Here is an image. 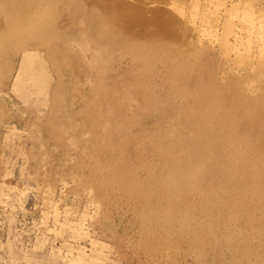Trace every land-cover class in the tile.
Here are the masks:
<instances>
[{"label":"rangeland","instance_id":"rangeland-1","mask_svg":"<svg viewBox=\"0 0 264 264\" xmlns=\"http://www.w3.org/2000/svg\"><path fill=\"white\" fill-rule=\"evenodd\" d=\"M1 1L0 264H264V166L248 184L227 154L264 152V0ZM26 49L48 62L45 106L17 89ZM201 77L214 88L199 109ZM245 91L258 109L230 112ZM165 148L184 159L171 201L149 186Z\"/></svg>","mask_w":264,"mask_h":264},{"label":"bare ground","instance_id":"bare-ground-1","mask_svg":"<svg viewBox=\"0 0 264 264\" xmlns=\"http://www.w3.org/2000/svg\"><path fill=\"white\" fill-rule=\"evenodd\" d=\"M1 1V0H0ZM2 3L3 2H5V0H2L1 1ZM3 6H4V4H2ZM6 5V4H5ZM3 6H2V8H3ZM8 6V5H7ZM1 8V7H0ZM5 9H7V8H5ZM12 9V8H11ZM11 9H8V10H11ZM13 10L14 9H12V12H13ZM243 10V14L241 15L242 17H243V19L245 20V21H247L251 26H252V28H255V22H254V19H253V17L252 16H250V12L248 11V9H246V8H244V9H242ZM15 11V10H14ZM11 12V11H10ZM11 12V13H12ZM7 13H8V11H7ZM11 13H8V16L10 15H13V13L11 14ZM15 13H16V11H15ZM14 13V14H15ZM7 16V15H6ZM7 16V17H8ZM14 16V15H13ZM15 18H17V17H15ZM10 20L11 19H13V21L11 20H8L9 21V23L11 22V25H13L12 23L14 22V24L16 25L17 23H18V25L20 24V22L21 21H19V22H17L16 20H14V18L11 16V18H9ZM18 25H16L14 28L15 29H12V30H14V32H15V36H17V38H19V39H21V40H23V36H24V34H25V30H21L19 27H18ZM9 26H10V24H9ZM8 26V27H9ZM262 26V24L259 26V28L257 29V31L258 32H261V29H260V27ZM12 26H11V28H13ZM9 29L10 28H8V31H9ZM41 29V28H40ZM12 30H10V31H12ZM254 30V29H253ZM7 31V32H8ZM27 31H28V28H27ZM2 31H0V33H1ZM3 32H5V31H3ZM3 32L1 33V35L3 34ZM13 32V31H12ZM12 32H10V34H9V32H8V34H7V36L6 37H10L11 36V33ZM6 33V32H5ZM17 33H18V35H17ZM14 35V34H13ZM19 35H23L21 38H20V36ZM1 38H3V37H5L4 35L3 36H0ZM8 37V38H9ZM0 38V39H1ZM11 39V38H10ZM5 40V39H4ZM12 40V42H13V40L14 39H11ZM20 40V41H21ZM2 41H3V39H2ZM16 41H17V39H16ZM4 42V41H3ZM7 42V39H6V41L4 42V44ZM18 42V41H17ZM14 43H16L15 41H14ZM0 44H2L1 42H0ZM7 45H9L8 43H7ZM17 46H16V49H17V47H18V44H16ZM3 46V45H2ZM2 46H0V47H2ZM4 46H6V45H4ZM10 46H12V43L9 45V47ZM8 47V46H7ZM3 48V47H2ZM2 48H0V49H2ZM12 48V47H11ZM34 48V47H33ZM223 48H224V50H223V52L225 53V55H227V56H230L231 55V52H233L234 51V48H233V46H230V45H224L223 44ZM4 50H8L7 48L6 49H4ZM13 50V49H12ZM9 51H11V50H9ZM0 52H1V50H0ZM248 56V57H247ZM255 57H257L256 55L254 56V58ZM250 60V55H246V54H237V55H235L234 57H233V62H236L237 64H238V66L239 67H241V68H243V67H248V62H250L249 60ZM230 60H232V59H230ZM259 61H260V65L262 66V67H264V55H261V57L259 58ZM47 66H48V62L46 61V60H44V59H42L41 58V54H40V52L38 51V50H36V49H26L23 53H22V57H21V59H20V63H19V70H18V79L16 80V86H17V89H19L20 90V92H22V94H24V95H27V96H29V97H34V96H36V97H38L39 98V101H40V97L42 96V95H44V94H47V92H48V90H49V88H48V86H49V82L50 81H52L51 79H52V76H50V74L47 72V70H46V68H47ZM264 78H262L261 76H260V81L259 82H262V80H263ZM201 81L200 82H198V84H197V88H196V92L194 91V93H196V98H195V103H196V105L198 104V106H196L197 108H199L200 109V107H202L203 106V103H204V101H206V102H208L207 100H204V99H206L207 98V96L208 95H210V88H214L213 87V85H211V83H212V81L210 82V84L208 83H206V80L205 79H203L202 77H201V79H200ZM211 85V86H210ZM199 89V90H198ZM242 89H245V86H244V88H242ZM249 89H247V91H248ZM202 91V93L200 94V92ZM251 91H253V90H251ZM206 92H209L208 94H206ZM194 93H192V96L194 95ZM247 93L248 92H243V93H239L238 95H236V96H232V99H231V101L233 102V105L230 107V112H232V113H234L236 110H237V108H238V106H239V98H243L242 99V103H241V108H242V111H243V113L244 114H246V111H247V109H250V111H249V113L248 114H254L255 113V111L258 109V107H256L257 106V103L255 102V101H253L252 100V98H250L248 95H247ZM238 99V100H237ZM48 101H49V99H44V96H43V99L39 102V104L38 105H40V106H45V105H47L48 104ZM210 104V103H209ZM205 105H208V103H205L204 104V106ZM210 107V106H209ZM217 108H218V106H217ZM211 113V112H210ZM223 116H225V118H228L227 116H229V111H227V112H225V114L223 115ZM207 118H203V120H206ZM197 122H199L198 124H196V126L194 127V128H196L195 129V132H197V139H199V140H206V139H211V134L209 133V131H208V128H209V125H208V120L207 121H205V124L203 125V122H202V119H197L196 120ZM255 125L257 126V125H259L258 123H255ZM222 128H224V126H223V123H222ZM45 129H47V128H45ZM45 129H44V131H45ZM205 130V131H204ZM47 131V130H46ZM45 131V132H46ZM201 132H206L207 133V135H200L199 137H198V135H199V133H201ZM226 136L228 137V134L226 133ZM82 141H83V139H82ZM81 140L79 141V144L82 142ZM100 144H101V142H99ZM99 143H97L96 144V146L97 147H99V148H101L100 146H98V144ZM79 144H77V148H79L78 146H79ZM85 145L87 146V145H89L88 143L86 144L85 143ZM189 146V145H188ZM74 147V146H73ZM82 147H83V145H82ZM75 148H76V145H75ZM92 148V147H91ZM98 148V149H99ZM168 148V147H167ZM233 148V149H232ZM88 149V147H86V150ZM90 149V148H89ZM88 149V152L90 153V151L91 150H89ZM95 149V148H94ZM97 149V148H96ZM161 149L162 148H158V149H155V151L153 152V153H151V155H154V153L156 152V153H161L162 151H161ZM177 149V148H176ZM176 149H173V148H169V149H166L165 148V151H164V154H162V157L160 156V161H162V162H164V163H166V164H162L161 163V168L158 170V173H153L154 175H152V176H149L150 177V181H151V183H149V186H151V185H153L154 184V186H152V188L153 189H158L159 190V192L160 193H158L159 195H157V200H159L160 198H163V199H165L166 197H167V199H177V198H179L180 196H181V192H184V190H182V191H180V193H179V191H177V190H179V189H182V188H184V187H175L174 186V182H176L177 180H182V175L180 174V172L181 171H183V169L182 168H180V165H181V163L182 162H184V159L182 158V156H181V153H182V151H177ZM230 149H232V150H230ZM242 149H245L244 147L242 148V147H240L238 144L236 145V146H230V148H229V152L227 153V154H230L231 156H235L236 154H233L234 152H236V153H242V155L240 156L241 157V159H238L236 162H234L231 166H230V169H232V170H235V171H237L236 169L237 168H235V167H238V168H240L241 170H242V176H246V178H249L248 179V181H246L245 183H251V184H255V182L254 181H257L258 180V178H260L261 176H259V175H261L260 174V168H261V166H264V161H262V158H264V152L262 153V152H259V150H257V152H255V153H253V152H250V151H244V150H242ZM81 150H82V148H81ZM102 150V149H101ZM78 151H79V149H78ZM92 151H93V148H92ZM81 152V151H80ZM88 152H87V154H88ZM96 152H97V150H96ZM197 152H199V150L197 149ZM92 153H94V151L92 152ZM189 153H190V155H193V152H192V148H190V151H189ZM83 154V153H82ZM95 154V153H94ZM149 155V154H148ZM155 155H157V154H155ZM92 155H91V153L90 154H88V157H89V159H90V157H91ZM96 156V155H95ZM94 157V155L91 157V158H93ZM252 157H253V159H252ZM84 158H87V155H86V157H84ZM83 158V159H84ZM96 158H97V156H96ZM255 158V159H254ZM94 159H95V157H94ZM99 159V158H98ZM97 159V161L96 162H98L99 160ZM215 159V158H214ZM96 160V159H95ZM95 160H93V165H95L94 164V162H95ZM252 162V163H251ZM102 162H98V165H96L95 167H94V169H93V171L95 172L94 174H92L93 176V178L92 179H94L95 178V174L98 172V169H100L101 167H102V164H101ZM256 164L255 166L253 165V164ZM167 164H169V165H167ZM252 164V168H251V166H250V169L249 170H251V173H252V177L250 176V174L249 175H245V172L247 171V168L246 167H248L249 165H251ZM92 165V166H93ZM235 166V167H234ZM93 168V167H92ZM105 168H107V167H105ZM97 171H96V170ZM253 169H254V171H253ZM259 169V170H258ZM92 170V169H91ZM103 170V169H102ZM112 171V172H111ZM101 172V171H100ZM99 172V173H100ZM111 172V174H109V177H112V180H113V177H116V176H118V175H120L119 174V171L118 170H114L113 171V169H112V167H110L109 168V172L108 173H110ZM178 172H179V174H178ZM93 173V172H92ZM91 174V173H90ZM238 175H240L239 173H237ZM248 174V173H247ZM111 175V176H110ZM187 175V172H185V176ZM181 176V177H180ZM242 176H241V178H240V182H243V179H242ZM184 178V177H183ZM186 178H187V176H186ZM90 181H91V179H90ZM186 181H188V183H190L191 184V182L189 181V180H186ZM149 182V181H148ZM129 184V183H128ZM173 185L172 187H169V185ZM263 184H264V181H263ZM260 185V184H259ZM258 185V186H259ZM130 186H131V184H130ZM239 186H240V188H239ZM173 187H175L174 188V190L176 189V192L173 190ZM189 186L187 185V188H188ZM191 187V186H190ZM238 189H237V193H238V195L239 194H242V186L239 184V185H237L236 186ZM246 186L244 185V188H245ZM185 189V191H187L188 189ZM189 191V190H188ZM180 194H178V193ZM156 200V201H157ZM171 201V200H170ZM150 205V209L151 210H153L154 211V207H153V204H149ZM156 205V204H155ZM156 208H158L157 206H156ZM166 211V210H165ZM164 211V212H165ZM166 213V212H165ZM168 213V212H167ZM166 213V214H167ZM164 214V213H163ZM169 216V215H168ZM167 216V217H168ZM171 220H172V218H170V221L169 222H171ZM191 221L193 222V219H191ZM190 221V222H191ZM176 222V221H175ZM191 222V223H192ZM172 223H174V221L172 222ZM190 224V223H189ZM175 225V224H174ZM171 227L173 226V225H170ZM176 227H177V225H176ZM174 228V227H173Z\"/></svg>","mask_w":264,"mask_h":264}]
</instances>
